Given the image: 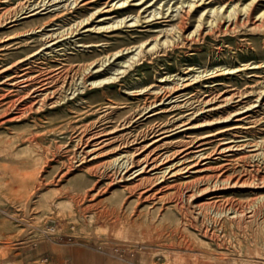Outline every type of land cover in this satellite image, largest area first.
I'll return each mask as SVG.
<instances>
[{
  "label": "rangeland",
  "instance_id": "rangeland-1",
  "mask_svg": "<svg viewBox=\"0 0 264 264\" xmlns=\"http://www.w3.org/2000/svg\"><path fill=\"white\" fill-rule=\"evenodd\" d=\"M72 1L0 0V264H264V0Z\"/></svg>",
  "mask_w": 264,
  "mask_h": 264
},
{
  "label": "bare ground",
  "instance_id": "bare-ground-1",
  "mask_svg": "<svg viewBox=\"0 0 264 264\" xmlns=\"http://www.w3.org/2000/svg\"><path fill=\"white\" fill-rule=\"evenodd\" d=\"M126 2H127L126 0L119 1L114 6H122V5L126 4ZM74 3H75V1L73 0L71 2V5H73ZM254 3L255 2L252 1L248 5L243 6L241 9H238L237 11L234 8H230V10H228L226 14H221V15H218V13L223 9V6H218L216 8H210L207 12L216 14L215 15L216 18L214 19V22H213V25H214L215 28L213 30H215V31L221 30V28H222V25L221 24L224 23L227 20L230 21V19L232 17L234 19H236L235 24L241 25L240 23H238L239 22L238 18H236L237 16L239 17L240 15L241 16H245V19H244L245 20V23L246 22H251V21L254 20L251 24H254V23H258L259 22V24L256 25L257 26L256 28L258 30H264V12L262 14L256 16V17H253V15H254L253 13L256 11V7L253 6ZM39 4H40L39 2H36L35 4H31V9H29L28 7L22 9L19 14L15 15L14 17L9 18V22L8 23L17 22L18 20H21V19H24V18H26L28 16L33 15V14L28 15V13L32 12L34 10L35 6H38ZM193 5L194 4L188 2V7L186 8V10H184V12L185 13H189V11L192 10ZM174 8H175V12H178L179 8L182 9V3H179L178 2L177 5H175ZM167 9H170V7L167 8ZM23 10H25V12H23ZM24 14H26V16ZM178 14H180V13H176V15H178ZM149 16L152 17L153 15L151 14ZM244 20H242V23L244 22ZM136 21L137 20L135 18L131 22V24H134ZM118 23L119 24H122V23H124V21H121V22L119 21ZM118 23L116 22L114 25H110L109 27L111 28L112 26H117ZM247 24H245V25H247ZM226 31H228V29ZM230 31L232 32V31H234V29H230ZM153 46L154 45H152L151 48H153ZM138 54H140V53L137 50V53L135 55H133L132 57L137 56ZM44 55L49 56L51 54L47 53V54H44ZM115 56H117V53L112 54L111 56H108V57L105 56L101 60H99V64H98L97 68L95 69V71L100 70L102 67L105 66L106 63H108V61H110V59H113ZM132 57H130V59ZM89 68L90 67H88V69ZM92 69H94V68H92ZM115 79H116L115 75L112 74L111 77H107V78H104V79H99V80L91 81L90 84H91V87L92 88H95V87L101 86V85H103L105 83H108L110 81H114ZM159 79H161V81H164V78L161 77V76L159 77ZM100 89H104V88L101 87ZM160 90H161V88H159V87L155 88V91H160ZM174 91H176V90H173V92ZM176 92H178V91H176ZM258 94H260L259 96L264 95V83H263V86H261L259 88ZM101 96L102 97L103 96H107V94L106 95L101 94ZM222 101L224 103H227V101H229V100L223 99ZM210 102L211 101H209V100H205L204 103H203V105L206 106ZM246 108H242V109H246ZM133 123H135V122L134 121L133 122H128V125L129 124H133ZM116 128H117V126L115 127V129ZM115 129H114V131L117 132V130H115ZM174 129H178V127H174ZM173 130H167V131L156 130L155 132H153V136H154V138H157L159 136H163L165 134L171 133ZM97 138H100V137H97ZM94 148H92L91 150L86 151L87 147H84L83 148V151H82L83 155L85 157L89 156V154L92 153V151H93ZM148 161H149L148 159H145L143 161V166L140 168L142 171L144 169H146L147 166H149L148 165ZM171 168H172V166L166 168V171H169L168 173H170L171 172L170 171ZM162 174H165V173H162ZM260 180H261V182L258 185L255 184L252 187L253 189L257 190V189H263L264 188V178H261ZM232 206H233V208H232V215L233 216H231V219L237 225H242V226L244 225L245 227L247 226V227H249L250 229H252L255 232H264V224H263V222L256 221L257 215L259 213H261V212H264V195H261V196L257 197V199H255L254 202L245 203V204L234 203Z\"/></svg>",
  "mask_w": 264,
  "mask_h": 264
}]
</instances>
